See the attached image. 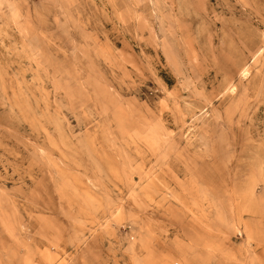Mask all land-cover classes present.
Returning a JSON list of instances; mask_svg holds the SVG:
<instances>
[{
  "label": "rangeland",
  "instance_id": "1",
  "mask_svg": "<svg viewBox=\"0 0 264 264\" xmlns=\"http://www.w3.org/2000/svg\"><path fill=\"white\" fill-rule=\"evenodd\" d=\"M0 264H264V0H0Z\"/></svg>",
  "mask_w": 264,
  "mask_h": 264
}]
</instances>
